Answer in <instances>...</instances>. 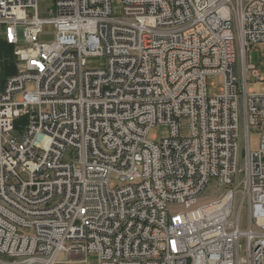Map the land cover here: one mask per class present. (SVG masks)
Segmentation results:
<instances>
[{
  "label": "built area",
  "instance_id": "1",
  "mask_svg": "<svg viewBox=\"0 0 264 264\" xmlns=\"http://www.w3.org/2000/svg\"><path fill=\"white\" fill-rule=\"evenodd\" d=\"M119 1L0 0L17 63L3 77L0 60V254L264 264V91L249 73L264 77L247 57L264 43V0ZM92 55L106 64L88 67ZM158 125L166 136H150ZM211 179L223 192L207 205L168 210Z\"/></svg>",
  "mask_w": 264,
  "mask_h": 264
},
{
  "label": "rangeland",
  "instance_id": "2",
  "mask_svg": "<svg viewBox=\"0 0 264 264\" xmlns=\"http://www.w3.org/2000/svg\"><path fill=\"white\" fill-rule=\"evenodd\" d=\"M119 0H113V9L116 13L121 12V5H120ZM46 5L44 2L41 4ZM50 8H54L51 7ZM44 30L45 31H54L55 26L53 24H45L44 25ZM238 43V40H237ZM10 54L12 55V63L14 64V67L17 70V63L15 61V55H14V47L10 46ZM248 59L258 62L259 63V74L261 77H264V43L256 44L253 46V49L248 53L247 55ZM9 58H5V60H8ZM238 59L240 60V56H238ZM10 60V61H11ZM106 64V56L105 55H92L87 57V66L88 67H102ZM16 70L14 72H16ZM6 77V76H5ZM249 78H250V84L249 87L253 88L256 92H261L264 91V81L259 80L253 76L251 73H249ZM257 79V80H256ZM208 91L209 94H215L220 91V87L223 84V76L222 75H213L209 76L208 80ZM34 86V83H27L26 87L31 88ZM157 134L158 136H166L168 134V127L164 125H158L155 126L151 132L150 136H153ZM260 136L261 133L258 129L252 128L250 133H249V144L251 150H255L259 147L260 143ZM244 147H245V141H244V136H241L240 138V144H239V152H238V167L243 166L244 162ZM241 172L238 173L237 176L240 175ZM111 179L113 181H118V175L116 173L111 174ZM217 183L214 179H211L210 183L207 185L205 190L197 197V203H205L208 202L218 195L222 194L223 188L217 189ZM239 200H240V195L236 196V207L239 205ZM173 209L180 207V205H172L171 206ZM240 220H241V226L242 228H245L248 223V208L245 205L241 209L240 213ZM243 245L245 244V239L243 238L242 240ZM241 254L245 255L244 250H241ZM65 254L64 252L59 254V258H64ZM0 264H46L44 260L37 259L33 261L32 263H28L24 260L21 259H16L12 258L9 256H6L4 254H0ZM54 264H59V263H54ZM81 264H99L98 263V258L95 253H89L87 256V260L85 262H82ZM243 264H248L244 262Z\"/></svg>",
  "mask_w": 264,
  "mask_h": 264
},
{
  "label": "trees",
  "instance_id": "3",
  "mask_svg": "<svg viewBox=\"0 0 264 264\" xmlns=\"http://www.w3.org/2000/svg\"><path fill=\"white\" fill-rule=\"evenodd\" d=\"M10 46L12 45L8 43L4 38L0 37V60L3 77L7 76L8 74L14 73V71L16 70L11 60L12 55L10 54ZM5 58L9 59L5 60Z\"/></svg>",
  "mask_w": 264,
  "mask_h": 264
},
{
  "label": "bare ground",
  "instance_id": "4",
  "mask_svg": "<svg viewBox=\"0 0 264 264\" xmlns=\"http://www.w3.org/2000/svg\"><path fill=\"white\" fill-rule=\"evenodd\" d=\"M200 194L201 193H199L197 195H192V197H189V199H187V201H185V200H172V198H165V205H168L169 211H180V212L191 211L194 209V207H197L199 205H207L209 203V201L205 202V203H197V197ZM172 205H180V207L173 209L171 207Z\"/></svg>",
  "mask_w": 264,
  "mask_h": 264
}]
</instances>
